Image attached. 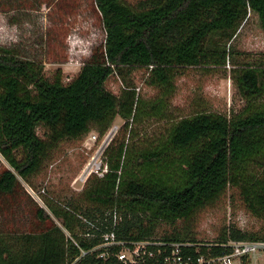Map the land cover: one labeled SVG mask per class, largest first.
Listing matches in <instances>:
<instances>
[{
    "label": "trees",
    "instance_id": "1",
    "mask_svg": "<svg viewBox=\"0 0 264 264\" xmlns=\"http://www.w3.org/2000/svg\"><path fill=\"white\" fill-rule=\"evenodd\" d=\"M93 1L105 39L66 83L59 71L46 76L42 62L0 46V155L8 165L0 167L1 214L20 206L19 178L30 184L60 140L90 129L103 134L116 116L125 126L142 114L144 104L126 81L129 70L146 69L145 82L164 93L184 68L224 67L226 42L248 8L264 24V0H145L139 6ZM229 70L244 101L240 109L184 115L153 148L109 144L103 152L106 170L90 173L74 197L41 194L44 206L31 199L27 205L26 228L0 226V264H122L114 255L119 245L92 250L103 233L112 230L127 242L156 237L157 222L186 218L228 188L238 191L253 215L264 217V64ZM113 73L123 79L119 94L105 87ZM38 125L46 127L45 138L37 134ZM174 166L176 179L169 177ZM159 238L197 241L180 231ZM230 239L264 235L230 226L213 242ZM212 249L221 253L228 247Z\"/></svg>",
    "mask_w": 264,
    "mask_h": 264
},
{
    "label": "rangeland",
    "instance_id": "2",
    "mask_svg": "<svg viewBox=\"0 0 264 264\" xmlns=\"http://www.w3.org/2000/svg\"><path fill=\"white\" fill-rule=\"evenodd\" d=\"M139 6L145 0H124ZM247 16L236 34L226 42L228 59L224 67L191 66L182 69L170 89L148 85L147 70L133 68L125 73L134 85L144 108L124 126L116 116L103 133L95 129L76 138L60 140L50 151L39 170L30 177L31 185L19 178L24 189L20 206L0 213V226L24 229L27 226L30 199L44 206L41 194L57 198L74 197L90 173L104 172L105 148L120 142L139 150L153 148L163 140L170 126L184 115L198 110L229 114L244 101L231 78L232 65L264 64V24L258 12L248 8ZM105 31L93 0H1L0 46L18 55L42 62L44 74L53 77L58 71L64 83L70 81L94 48L103 44ZM123 79L116 73L105 87L119 94ZM151 105H154L153 107ZM36 132L45 138L47 129L38 125ZM113 139V140H112ZM8 166L0 155V167ZM175 168V166H174ZM178 169L169 168V177L178 178ZM254 172L259 168H253ZM234 226L241 231L264 235V217L253 215L238 191L228 188L219 198L194 208L191 214L173 223L159 221L154 236L180 231L201 243H210Z\"/></svg>",
    "mask_w": 264,
    "mask_h": 264
},
{
    "label": "built area",
    "instance_id": "3",
    "mask_svg": "<svg viewBox=\"0 0 264 264\" xmlns=\"http://www.w3.org/2000/svg\"><path fill=\"white\" fill-rule=\"evenodd\" d=\"M95 173L102 175L103 172L97 170ZM113 245H119L114 255L122 264H264V239L201 243L152 236L127 242L116 239L111 230L102 234V242L92 250ZM217 245L228 247V250L215 253L212 248ZM84 253L82 250L81 255ZM105 254L107 251L104 250L99 256L103 257Z\"/></svg>",
    "mask_w": 264,
    "mask_h": 264
}]
</instances>
